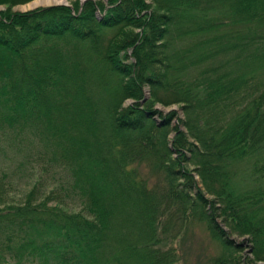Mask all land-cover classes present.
I'll return each instance as SVG.
<instances>
[{"label":"trees","instance_id":"16d2710c","mask_svg":"<svg viewBox=\"0 0 264 264\" xmlns=\"http://www.w3.org/2000/svg\"><path fill=\"white\" fill-rule=\"evenodd\" d=\"M25 1L0 0V145L29 140L60 187L5 202L0 180V264H180L190 219L222 245L212 264L242 263L232 232L264 260V0Z\"/></svg>","mask_w":264,"mask_h":264},{"label":"rangeland","instance_id":"374dc122","mask_svg":"<svg viewBox=\"0 0 264 264\" xmlns=\"http://www.w3.org/2000/svg\"><path fill=\"white\" fill-rule=\"evenodd\" d=\"M30 1V0H28ZM20 2L13 4L11 9L14 11H29L38 7L57 5V4H65L71 7L74 13H80L82 11V6L86 0H64L58 3H50V4H40L34 7L25 8L22 4L28 2ZM97 2L104 3L105 5L109 3V0H95ZM149 3L154 4V0H146ZM65 2V3H64ZM9 6L7 3H0V10H4ZM27 9V10H25ZM102 10H98L97 16L100 18L102 16ZM124 30L128 32L133 31H141V28L138 26H126ZM104 42H109L110 38L114 35L115 32L118 31V28H107L104 30ZM122 35V34H121ZM122 38V37H120ZM133 46L128 45L121 53H127L128 61H133L132 58ZM145 95L140 99L141 105L143 106L146 101H149L150 90L146 86L144 88ZM136 101V98L132 96H128L124 98L121 104V108L128 106ZM139 101V100H138ZM154 107L163 110V113L171 112L172 110H177L179 117L183 116V109L180 103H170L164 104L160 101H156ZM178 117H174L172 120V130L168 134L169 138V146L173 148V138L176 135V130L174 129L175 124L178 122ZM182 128H185L182 125ZM193 139V138H192ZM15 144L10 143V140L4 141L0 145V180L4 184V188L6 189L5 202L9 201H23L24 197L27 195L29 190L33 187L34 183L39 179L40 190L41 192H45L50 188L54 187L55 184L57 188L60 187L58 185V181L54 182L51 178V175L44 173L42 176L41 172V163L33 162L34 158L30 154H32V144L29 140H22L20 138ZM178 151H172V157L175 158L178 156ZM29 157V158H28ZM187 166L192 168V172L195 175L196 179H200V175L197 170L194 169L195 164L191 162H187ZM41 174V175H39ZM8 176V177H5ZM40 176V177H39ZM40 197L41 195H37ZM209 198H213L214 196L210 193H207ZM3 201V200H2ZM65 204L62 206L66 207L70 210H83V202L75 197H69L68 200H64ZM221 223L224 222L219 218ZM227 229L228 226L223 224ZM215 237V236H214ZM211 234L210 228L206 221H201L197 219H190L186 222L185 225L181 227L180 236L175 239L173 244L178 247L180 254V264H212V258L221 255L223 252V248L218 239L214 238ZM231 237H233L236 241H244L242 250L238 252L240 255V259L243 264L247 262L248 257H253L252 252V241L249 234L239 235L237 233L232 232ZM246 260V261H245ZM258 264H264V260H257Z\"/></svg>","mask_w":264,"mask_h":264},{"label":"bare ground","instance_id":"6f19581e","mask_svg":"<svg viewBox=\"0 0 264 264\" xmlns=\"http://www.w3.org/2000/svg\"><path fill=\"white\" fill-rule=\"evenodd\" d=\"M62 1H64V0H32V1L25 3V4H22V5L25 8H29V7L31 8V7L40 5V4H50V3H58V2L60 3ZM25 10H27V9H25Z\"/></svg>","mask_w":264,"mask_h":264}]
</instances>
